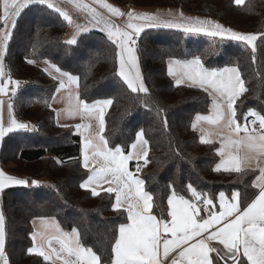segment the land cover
Instances as JSON below:
<instances>
[{"label": "trees", "instance_id": "16d2710c", "mask_svg": "<svg viewBox=\"0 0 264 264\" xmlns=\"http://www.w3.org/2000/svg\"><path fill=\"white\" fill-rule=\"evenodd\" d=\"M112 1L120 6L174 7L214 18L238 31L256 34V50L231 37L148 28L137 44L148 94L132 93L116 74L118 48L104 30L83 32L77 44L68 45L69 23L60 13L38 2L24 8L7 44L5 67L19 80L15 111L35 130L11 132L0 146V163L29 182L2 191L5 254L10 264H53L54 260L45 261L28 252L34 245L35 218L54 217L66 231L77 228L81 242L100 255L102 263L110 262L118 226L127 221L125 211H113L114 192L98 191L94 197L89 189L80 187L90 175L83 166L82 137L74 124L57 119L52 102L59 81L44 71L41 62L45 60L78 78L80 99L88 103L112 99L104 116L109 147L121 146L129 152L137 132L143 130L149 154L147 165L136 174L153 196V212L161 219L170 217L167 201L173 188L178 196L194 198L187 187L192 184L214 202L220 192H239L242 206L258 193L253 187L257 170L215 171L219 144L201 143L199 132L191 127L198 114L211 112L212 98L199 86L177 85L168 75V60L200 56L210 69L237 67L248 89L236 102L237 119L242 121L251 108L264 115V0H245L241 5L235 0ZM158 109L163 110L159 115ZM239 259L247 264L242 255Z\"/></svg>", "mask_w": 264, "mask_h": 264}, {"label": "snow or ice", "instance_id": "6c2138e0", "mask_svg": "<svg viewBox=\"0 0 264 264\" xmlns=\"http://www.w3.org/2000/svg\"><path fill=\"white\" fill-rule=\"evenodd\" d=\"M37 2L46 4L48 8H54L69 24L72 23L71 17L52 3V0H3V13L0 15V21L4 25L3 29H0V77L5 76L3 61L8 41L12 36L10 29L15 27L16 17L22 10L29 4ZM96 3L107 9L112 16H127L125 27L131 31L122 30L110 20H105L96 9L86 4L82 6L96 24L103 23V30L119 49L117 52L119 67L116 74L132 93L148 94V88L139 71L136 49L132 46L136 44L139 34L146 27L163 26L183 29L186 32H206L211 36L227 34L235 40L246 42L252 47L253 52L256 50L257 35L237 33L212 21L199 19L193 21L185 18L182 12L178 17L163 19L156 14H138L134 11L125 14L119 8L106 3L105 0H96ZM235 3L241 5L244 0H235ZM76 6L81 7L79 4ZM134 21H144V23L137 24ZM76 27V33L66 41L68 45H75L78 42L77 35L83 29L79 25ZM27 62L35 63L34 60ZM44 63L47 65L44 71L52 79L59 81L57 91L66 86L65 78L70 84H78L76 76L63 71L48 60ZM178 72L181 75L178 76ZM168 75L176 79L177 85L182 84L186 78L212 96L213 115L198 114L191 127L196 130L198 125H201L200 142L204 144L212 143L211 137L217 135L226 137V144L218 150L221 157H225V147L231 145L234 148V152H228L227 158L216 165L215 171L219 172L223 169L225 172L241 173L252 167L255 161L260 174L253 181V187L258 189V194L241 209L239 192L233 193L231 203L225 202L224 193L221 192L220 210L212 212L198 208L195 203L183 196H177L173 188L172 196L167 201L171 209L168 213L171 222L157 219L152 215L153 196L144 190L145 182L139 178H133L128 169L130 160L144 159L147 162L149 142L144 138L143 130L137 132L135 142L130 146L132 151L127 155L121 146L109 147L108 140L102 133L105 128V109L112 105V99L98 100L89 104L79 99L77 94V102L66 110L67 114L69 116L79 114L82 119L98 121L96 127L92 123L76 126L77 129L83 128L86 133L83 166L91 173L80 187L89 189L91 195L95 197L100 194L97 187L108 184L106 191L116 193L113 211L123 210L127 213L128 222L118 226V236L111 247L110 264H166V262L167 264H213L210 253L216 252L219 255L220 250L211 247L209 241H218L220 245H223L226 250L224 255L228 256L233 264H244L243 259H237L241 255V250L247 264H264V167L260 166L261 158L264 157V115H260L255 110H250L247 114L255 118L251 121L253 125L258 121V129L255 127L249 129L247 122L242 125L238 121L235 105L239 97L248 89L237 67L209 69L204 66L200 56H193L190 60L170 59ZM9 83L19 84L18 81H11L10 78ZM0 94H7L3 83H0ZM2 103L0 101V104ZM141 103L146 104V101L142 100ZM8 110L11 114V103L8 104ZM162 111L158 109L157 114L159 115ZM163 123L167 127L166 116L163 117ZM203 124L211 127L206 129ZM17 130L31 131L35 130V126L30 127L12 118L7 127L0 123V140ZM28 183L0 171V192L12 184ZM31 183L35 185L38 181ZM187 187L196 200L202 198V194L192 184H188ZM203 202L205 205L213 204L212 199L208 198H204ZM204 211H208L207 218L201 215ZM41 225V230L32 234L34 247L28 249L29 254L34 253L43 257L45 261L52 260L55 256V261H62V264H102L101 256L81 242L77 228L73 227L71 233L64 232L54 217L41 218ZM161 229L164 233L171 234V239L163 238V258H161ZM56 244L59 248L54 246ZM0 264H8L5 255V221L2 212H0Z\"/></svg>", "mask_w": 264, "mask_h": 264}, {"label": "crops", "instance_id": "0c3cea01", "mask_svg": "<svg viewBox=\"0 0 264 264\" xmlns=\"http://www.w3.org/2000/svg\"><path fill=\"white\" fill-rule=\"evenodd\" d=\"M106 3L108 4H111L113 5L114 7H117L119 8L123 13L127 14L129 11H134L135 13H149V14H156V15H159L161 16V18L163 19H172L173 17H178L179 14L182 12L183 13V16L185 18H189L191 20H196V19H199V20H203V21H212L214 23H218L220 24L221 26H223V28L225 29H230L234 32H237V33H241V34H245L246 32H241V31H238L214 18H210V17H206V16H200V15H195V14H192V13H189L187 11H184L182 9H179V8H174V7H141V6H132V5H128V6H120L118 4H116L115 2H113L112 0H105ZM245 2V0H244ZM52 3H54L57 7H59L62 11H66L69 16L73 19H77L76 20V23H78L79 25L83 24L84 22H90L93 24L94 27L98 28V29H104V25L103 23L101 24H96V22L94 20H92L91 18V15L89 14V12L87 10H83L82 6L83 5H88L90 8H94L96 9V11L98 13H100L105 20H110L112 23H114L115 25L119 26L122 30H128V31H131L130 29H126V23H127V16H120V17H117V16H112L111 13H109L107 11V9H104L100 6V4L96 3V0H52ZM79 4L81 7L78 8L76 5ZM3 13V0H0V15H2ZM169 13H171V15H169ZM18 17H16V21H17ZM134 23H137V24H142L144 23V21H134ZM71 24H69V30H68V33L70 32L71 30ZM4 25H3V22L0 21V29H3ZM157 27H161V28H167V27H163V26H157ZM157 27H146L144 28V30L148 29V28H157ZM13 28H11L10 30L12 31ZM177 29V28H175ZM143 30V31H144ZM183 30V29H182ZM105 31V30H104ZM142 31V32H143ZM106 32V31H105ZM142 32L139 34V37H138V40L142 34ZM67 33V34H68ZM107 33V32H106ZM196 33H206V32H196ZM207 34V33H206ZM256 35V34H255ZM218 37H231L227 34H225L224 36H218ZM232 38V37H231ZM115 39V38H113ZM137 40V41H138ZM256 43V41H255ZM135 49H136V44L135 45H132ZM119 51V49H118ZM135 55L137 57V63H138V67H139V71L141 73V76L143 78V82L145 84V86L147 87V84H146V81L144 79V76H143V72H142V67H141V63H140V58H139V54H138V50L136 49L135 51ZM125 58H127V55L125 54ZM173 59V58H171ZM4 64H5V55H4ZM41 64L46 68L47 65L44 63V61L41 62ZM205 66V65H204ZM118 67H119V64H118ZM206 67V66H205ZM228 67H232V66H228ZM6 68V67H5ZM168 68H169V60H168ZM207 68V67H206ZM226 67H223V68H220V69H224ZM210 69V68H209ZM7 71V70H6ZM54 71V70H53ZM133 71H135L133 69ZM8 73V72H7ZM241 74V73H240ZM242 76V75H241ZM174 78V77H173ZM175 79V78H174ZM176 80V79H175ZM183 84H188L187 82H183ZM189 85H194V84H189ZM13 85L10 86V91L7 95V98H10V99H14L15 96L17 95V92H16V89L14 88V97H10V94L13 93V90H11V87ZM194 86H199V85H194ZM200 87V86H199ZM59 88V86H58ZM57 88V89H58ZM148 88V87H147ZM67 88L64 87L63 89H60L59 91L56 90L55 92V95H54V98L53 99V102L52 104L55 106L58 101L60 100V97L61 95L66 92ZM210 91V89H209ZM212 98V96H211ZM80 99V97H79ZM105 100V99H103ZM0 101H2L3 103L0 104V123H2L5 127L8 126V123H10L11 119L12 118H16L17 121L19 122H24V120H27L26 118L24 117H20L16 111H15V108L12 107V111H11V114L9 113V110H8V104L10 103L9 101H7L6 99H3L0 97ZM89 104H92V103H89ZM212 105V103H211ZM56 107V106H55ZM110 107V106H109ZM108 107V108H109ZM108 108L105 109V113L106 111L108 110ZM57 111V110H56ZM213 110H212V106H211V112L212 113ZM209 114V113H208ZM58 111H57V116H58ZM200 115H206L208 116L207 114H200ZM105 116V114H104ZM253 118V117H252ZM251 118V119H252ZM250 119V120H251ZM248 122V127L249 129H252L254 128L251 124V122ZM77 121V122H76ZM60 123L62 124H74L75 126L77 125H83V124H87V123H92L94 127L98 126V121H95V120H88L87 118H78V120H60ZM200 127L198 126L197 127V131L199 132L200 136H201V132H200ZM77 132L81 135L82 137V143H83V147H84V135L86 133H84L83 131V128H80V129H77ZM102 135L104 136V132L102 133ZM241 135H243V133H241ZM145 138V137H144ZM3 140V139H2ZM2 140H0V146H1V142ZM218 140H213V142H216ZM218 144H219V147H218V150L222 148V146L224 145L223 142L221 141H218ZM226 144V143H225ZM226 148H229L230 150H228L227 152H225V157H221L220 156V160L218 162L221 163L222 159H225L227 158V154L228 152H234V148L231 146V145H228L227 147H225V151H226ZM132 150L130 149L129 152H125V155H127L128 153H130ZM82 159H83V154H82ZM141 160H144V159H141ZM141 160H136V159H133V160H130L128 162V169H129V172L132 174L133 178H139L141 180H143L139 175L136 174V171H134L133 169V163L136 162V161H141ZM256 162L254 161L253 162V165L252 167L250 168H247V169H254V170H257V175L256 177L260 174L259 172V168H256L255 166ZM261 167H264V157L261 158ZM223 170V169H221ZM0 171H3L5 174L9 175V176H12V177H15L16 179H20V180H25L26 181V178H22V177H18L16 175H14L13 173L9 172L6 170V167L4 165H2L0 163ZM90 172V171H89ZM91 174V173H90ZM255 177V178H256ZM254 178V180H255ZM87 180V179H86ZM11 186H18V185H15V184H12L8 187H11ZM108 184H102L100 185L99 187H97V191H103V190H106L108 188ZM7 188V187H6ZM144 190L146 191V188H145V184H144ZM115 193V192H114ZM221 193V192H220ZM220 193L217 197V202H214L213 200V204L212 205H209L210 208H211V211L212 212H218L220 210ZM224 193V197H225V202L226 203H231L232 202V196H233V192L232 194H228L227 192H223ZM116 194V193H115ZM258 194V193H257ZM178 196V195H177ZM185 198V197H184ZM203 198H208V199H211L209 197H204L202 196V198L200 200H196L195 198H185V199H189L191 200L193 203H195L197 205L198 208H201L199 203L200 201L203 199ZM254 199V198H253ZM251 202V201H250ZM249 202V203H250ZM247 206V205H246ZM246 206H242L241 205V202H240V207L241 209H243L244 207ZM202 209V208H201ZM169 210L170 207H169ZM0 212H2L1 210V192H0ZM152 215L156 216L157 219H161L156 213L153 212V209H152ZM201 215L203 216V214L201 213ZM43 218V217H41ZM41 218H35L34 221H33V224H34V233L41 230L42 228V225H41ZM204 218H207L204 216ZM57 221V220H56ZM58 222V221H57ZM128 221H126L125 223H127ZM166 222L170 223L171 222V217H169L168 220H166ZM60 225V224H59ZM61 227V226H60ZM62 229V227H61ZM64 232H68V233H71V231H66L64 229H62ZM161 233H162V239H161V258H163V238H168V239H171V234L170 233H164L163 232V229H161ZM209 245L211 247H216L220 250V253L219 255L216 253V252H212L210 253V258L212 259L213 261V264L215 263V261H218L220 264H233V261L231 259H229L228 256H225L224 253L226 252V250L224 249L223 245H220L218 241H209L208 242ZM56 248H59V245L56 244L54 245ZM34 247V245L32 246ZM45 247H47L45 245ZM172 255H175V254H172ZM241 255H242V250H241ZM240 255V256H241ZM237 257V259L240 258ZM221 257H223V259H221ZM171 258V257H170ZM55 261V256H53V259ZM62 262V261H60ZM102 264H110L109 263H102ZM167 264V262H166Z\"/></svg>", "mask_w": 264, "mask_h": 264}, {"label": "rangeland", "instance_id": "374dc122", "mask_svg": "<svg viewBox=\"0 0 264 264\" xmlns=\"http://www.w3.org/2000/svg\"><path fill=\"white\" fill-rule=\"evenodd\" d=\"M64 12H66V11H64ZM67 13V12H66ZM68 14V13H67ZM69 15V14H68ZM72 19V25H71V30H70V32L67 34V37H66V39L68 40V39H71L72 38V36H73V34L74 33H76V31H77V25H79L78 23H76V20L77 19H73V18H71ZM80 26V28L81 29H83L82 31H80L79 32V34L77 35V38H78V36L81 34V33H83V32H89V31H92V30H96V29H98V28H96V27H94L93 26V24L92 23H90V22H84L83 24H81V25H79ZM102 30V29H101ZM192 33H196V32H192ZM202 34H206V33H202ZM245 34H254V33H249V32H246ZM208 35V34H207ZM256 42H257V40H256ZM137 44H138V41H136V49H137ZM255 46H256V43H255ZM174 59V58H173ZM170 60V59H169ZM178 60H181V59H178ZM4 72H5V76H3V77H0V83H3L4 85H5V91H6V95L5 94H0V97L1 98H3V99H6L7 101H9L11 104H12V107L13 108H15V102H14V99H10V98H7V95H8V93H9V89H10V86L11 85H13V87L16 89V92L18 93L19 92V84L17 85V84H15V83H9V78L11 79V81H18L19 82V80L17 79V78H15V77H13V76H11L10 74H8L7 73V71H6V68H5V64H4ZM177 75L179 76V75H181V73L180 72H178L177 73ZM74 76V75H73ZM242 77V76H241ZM243 79V78H242ZM184 82H187L188 84H193L191 81H189V80H187L186 78L184 79ZM65 87L67 88V90H66V92H64L62 95H61V97H60V100L58 101V103L54 106L53 104V107L55 108V110H57L58 111V116H57V119H58V121L60 122V120H78V118H81V115H79V114H75V115H73V116H69L68 114H67V109H69L70 108V106L71 105H75L76 104V102H77V100H76V98H77V94H78V96H79V92H78V84H70V83H68V81H67V79L65 78ZM210 91H211V89H210ZM15 92H14V90H13V94H14ZM212 106V105H211ZM250 110H255V109H249L248 110V112L250 111ZM57 111H56V113H57ZM256 111V110H255ZM248 112H247V114H248ZM257 112V111H256ZM245 115V117H244V119L242 120V121H240L239 119H238V121L243 125V124H245L246 122H247V124H248V122H249V120L252 118L251 116H248V115ZM208 116H211V115H213V112L212 113H209V114H207ZM261 115V114H260ZM254 118V117H253ZM16 119V118H15ZM77 122V121H76ZM23 123H26V124H28L29 126H30V124H31V122L30 121H28V120H24V122ZM9 124V123H8ZM199 127L201 126V125H198ZM203 126L207 129V128H209V127H211V126H209V125H207V124H203ZM211 139L212 140H218V141H221V142H223V144H225L226 143V137H224V136H221V135H217V136H214V137H211ZM218 141H216L217 143H218ZM228 150H230L229 148H226V151L225 152H227ZM1 210H2V213H3V216H4V218H5V213H4V211H3V206H2V192H1ZM4 221H5V219H4ZM5 232H6V230H5ZM6 255V257H7V260H8V264H10L9 263V259H8V256H7V254H5Z\"/></svg>", "mask_w": 264, "mask_h": 264}, {"label": "built area", "instance_id": "2783aa9c", "mask_svg": "<svg viewBox=\"0 0 264 264\" xmlns=\"http://www.w3.org/2000/svg\"><path fill=\"white\" fill-rule=\"evenodd\" d=\"M137 40H138V39H137ZM11 90H14V87H13V86L11 87ZM10 97L13 98V97H14V94H13V93L10 94ZM253 119H255V118H252V119L250 120V122H251ZM251 124H252V123H251ZM252 126L258 129V128H259V123H258V121H257V123H256L255 125L252 124ZM146 165H147V162H145V160L136 161V162L133 163V169H134V171H137V170H140V169L144 168ZM203 199H204V198H203ZM203 199H202V200L200 201V203H199L200 207H201L202 209H208V210L211 211L210 206H209V205H205L204 202H203ZM202 214H203V216L207 217V216H208V211H204V212H202Z\"/></svg>", "mask_w": 264, "mask_h": 264}]
</instances>
